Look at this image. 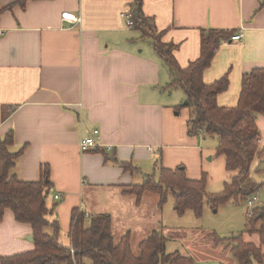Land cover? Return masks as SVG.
I'll return each mask as SVG.
<instances>
[{
	"label": "crops",
	"instance_id": "crops-1",
	"mask_svg": "<svg viewBox=\"0 0 264 264\" xmlns=\"http://www.w3.org/2000/svg\"><path fill=\"white\" fill-rule=\"evenodd\" d=\"M20 1L0 0V141L13 133L9 150H23L14 170L21 181L37 182L42 167L50 168L47 202L57 206L61 243L68 237L71 246L73 210L89 217L108 211L104 204L94 213L96 196L113 194V224L129 215L128 206H141L125 191L140 185L135 176L145 164L159 159L167 169L184 166L191 180L203 177L202 135L188 133L189 109L176 110L187 96L168 90L173 77L166 63L149 38L127 25L134 0ZM142 12L163 42L176 46L183 69L200 58L203 32L242 35L223 42L204 73L207 84L229 77L220 106H236L243 77L264 68V0H142ZM64 14L80 21H64ZM257 126L262 156L254 163L264 173V115ZM96 130L98 148L82 152L81 140ZM34 250L32 226L6 210L0 258Z\"/></svg>",
	"mask_w": 264,
	"mask_h": 264
},
{
	"label": "trees",
	"instance_id": "trees-1",
	"mask_svg": "<svg viewBox=\"0 0 264 264\" xmlns=\"http://www.w3.org/2000/svg\"><path fill=\"white\" fill-rule=\"evenodd\" d=\"M27 1L21 0L19 3L24 6ZM134 2L130 13L131 27L150 39L153 48L166 63L173 77L168 90H181L187 96L189 103L185 108L190 111L187 122L189 135L216 137L217 154L225 158L226 169L232 177L221 195L210 196L206 192L205 174L200 180H191L184 166L176 169L160 166L158 178L147 176L142 184L131 186L125 194L136 197L138 205L145 193L158 194L159 207H163L168 197L173 195L175 209L181 216L188 211L201 216L206 200L214 207L228 202L248 201L263 186L252 177L251 168L262 156L257 117L264 115V68L254 69L243 77L236 106H220L218 98L227 91L229 77L224 76L207 84L204 73L211 67L216 50L223 42L229 41L235 32L211 30L207 35L203 32L200 58L183 69L174 56L176 46L163 42V36L157 32L153 20L143 14L142 0ZM13 144V133L0 141V224L6 210H11L19 223L30 224L35 250L0 258V264H80L85 260L91 264H197L193 257L183 256L179 252L167 253L168 238L160 231H153L143 240L139 255H134L130 234L123 236L118 244L115 243L111 216L99 214L89 217L81 209L72 212L71 246H64L60 242L57 206L50 208L47 202L52 189L50 168L42 167L41 179L37 182L21 181L14 170L23 150L11 153L9 148ZM116 163L127 172L137 170L132 164ZM260 209L255 208L254 215L249 217L246 233L258 235L261 246H264V207ZM230 240H234L231 253L239 264H264L261 247L244 242L243 236Z\"/></svg>",
	"mask_w": 264,
	"mask_h": 264
},
{
	"label": "rangeland",
	"instance_id": "rangeland-1",
	"mask_svg": "<svg viewBox=\"0 0 264 264\" xmlns=\"http://www.w3.org/2000/svg\"><path fill=\"white\" fill-rule=\"evenodd\" d=\"M186 102L187 100L184 99L181 103L182 108L187 107ZM201 143L204 148L201 170L203 175L207 176L206 192L210 196L221 195L226 185L231 182L232 174L226 169L225 158L217 154L218 139L202 136ZM156 161L154 163L157 164L152 166L145 164L143 173L135 176L136 184L143 183L147 175L158 178L160 162L159 159ZM258 165L253 164L251 174L257 182L263 183L256 197L259 199V204L264 206V173L256 172ZM89 197L86 196L90 201ZM143 199L141 206L136 207V204L128 206L127 217L122 220L115 217L114 224L113 194L104 193L96 196L92 207L94 213L99 214L96 209L106 205L108 211L104 214L110 213L112 216L115 243L118 244L123 236L130 234L134 255H139L141 242L153 231H160L168 238L167 253L179 252L183 256L193 257L197 264H239L231 253V249L235 246L234 240H230L238 236H243L244 242L261 247L264 253V246H261L258 235L246 233L249 220L247 200L218 204L215 207L206 200L201 216H197L193 211L181 216L175 209L176 200L173 195L168 197L163 207H159L158 194L145 193ZM131 200L136 203V197H131ZM260 210H263V207ZM218 239L224 241L219 242ZM61 241L65 246L69 245L68 237H64Z\"/></svg>",
	"mask_w": 264,
	"mask_h": 264
},
{
	"label": "built area",
	"instance_id": "built-area-1",
	"mask_svg": "<svg viewBox=\"0 0 264 264\" xmlns=\"http://www.w3.org/2000/svg\"><path fill=\"white\" fill-rule=\"evenodd\" d=\"M124 16V15H123ZM127 25L132 26V22L130 21V16L127 18ZM63 20L68 22H79L80 19H76L74 16H70L67 14L63 15ZM3 34V32H0ZM242 38V35H236L231 38V41H239ZM99 136V131H94L93 137L84 138L80 142V149L82 152H88L95 148H98L99 144L97 142L96 137ZM60 199V196H56V200ZM259 204L258 197L254 196L248 200V217H252L254 215L255 208H257Z\"/></svg>",
	"mask_w": 264,
	"mask_h": 264
},
{
	"label": "water",
	"instance_id": "water-1",
	"mask_svg": "<svg viewBox=\"0 0 264 264\" xmlns=\"http://www.w3.org/2000/svg\"><path fill=\"white\" fill-rule=\"evenodd\" d=\"M189 102L187 101L186 104H188ZM30 240H33V238H30Z\"/></svg>",
	"mask_w": 264,
	"mask_h": 264
}]
</instances>
